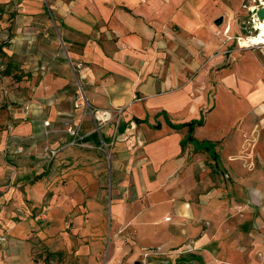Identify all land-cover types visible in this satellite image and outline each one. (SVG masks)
Returning <instances> with one entry per match:
<instances>
[{
    "label": "rangeland",
    "instance_id": "obj_1",
    "mask_svg": "<svg viewBox=\"0 0 264 264\" xmlns=\"http://www.w3.org/2000/svg\"><path fill=\"white\" fill-rule=\"evenodd\" d=\"M29 1L0 0V44L7 45L4 51L8 56L4 62H14L18 66L15 72L26 75L21 82L0 76V166L8 172L0 184L24 194L23 199L19 200L18 195L16 201H4L5 209L13 210L9 221L22 224L23 240L35 264H221L213 260L216 257H222L223 264H244L245 260L236 259L230 250L248 247L234 235L237 230L234 219L245 212L229 211L225 223V220L220 222V212L212 211L210 221L205 211L211 193L213 199L227 202V207H231V195L223 193L225 186L235 184L231 176L236 168L232 167L229 173L221 162L216 168L208 155L197 154L188 146L183 167L170 173L172 161L158 164L177 150L174 135L151 144L149 152L155 159L152 162L145 151L147 142L140 127L133 136L127 130L119 132L124 109L110 111L108 127L96 124L89 110L94 107L85 98V87L78 79L80 71L67 58V47L57 25L50 16L30 19L36 6L49 5V0ZM258 5L260 0H207L198 4L202 10L209 9L213 25L221 26L218 34L225 36L230 24L255 36L251 12ZM220 18L227 22L220 25ZM235 46L242 48L237 42ZM54 57L68 60L76 78L72 100L75 110L80 112L78 115L52 116L50 108L40 115L28 112L27 107L35 102L43 105L63 102L58 93L48 96L49 89L44 88L48 72L33 71L44 65L50 71L46 61ZM28 122L36 128L33 141L39 145L38 153L27 150L29 146L18 142L13 134L17 125ZM71 128L85 138L83 143L73 139ZM107 130L110 135L104 142L102 136H106ZM91 134H98L100 143L86 140ZM255 135L254 132L243 134L239 161L244 174L259 172L254 180L264 186L261 173L264 163L255 162L252 157L259 148ZM22 157L31 162V168L27 166V169H34L26 176L20 173L17 162ZM50 159L53 164L50 174L37 180ZM189 168L195 176L192 190L183 186ZM224 172L230 177H225ZM36 180L38 183L32 186ZM181 190L187 193L179 195ZM259 197L263 205L256 211L260 218L258 230L264 236V190ZM187 201L195 216L191 221L178 222L175 218L178 213L172 206ZM139 230L144 233L145 241L139 239ZM256 254L264 264V243ZM199 256L202 263L194 259Z\"/></svg>",
    "mask_w": 264,
    "mask_h": 264
},
{
    "label": "crops",
    "instance_id": "obj_2",
    "mask_svg": "<svg viewBox=\"0 0 264 264\" xmlns=\"http://www.w3.org/2000/svg\"><path fill=\"white\" fill-rule=\"evenodd\" d=\"M206 1L49 0V5L38 6L39 9L36 6L34 12L30 11L33 13L30 19L50 16L57 25L60 38L67 47V58L74 66H83L78 79L85 87L84 96L94 107L93 117L100 127H108L110 111L121 108L124 111L119 132L127 130L133 136L135 130L141 128L147 142L145 151L152 162L155 159L149 152L151 144L175 136L177 150L163 157L158 164L172 161L170 173L183 167L188 146L197 154L208 155L216 168L220 162L229 173L236 168L235 175L231 176L236 180L235 184L225 186L223 193L231 195V207H227V202L213 199L211 193L205 202V211L210 215V221L212 211L214 214L220 212V222L225 220V223L229 211H244L234 219L237 230L233 233L248 247L229 250L236 259H244V264H261L256 251L264 243V236L258 230L260 218L256 211L263 205L259 196L264 186L254 180L259 177V172L249 176L241 171L239 159L243 134L254 132L260 151L257 147L256 156L252 157L255 162L264 163V45L237 48L234 38H245L252 32L245 34L244 28L241 30L231 24L226 36L218 34L220 25L227 21L220 18V27L213 25L209 9L202 10L198 6ZM251 13L254 23L251 26L257 35L260 22L253 11ZM48 43L54 51L51 39ZM67 61L54 57L46 61L50 71L44 63L33 69L48 72L44 88L48 87V96L58 93L63 102L51 101L46 105L35 102L27 107L29 113L40 115L47 108L52 116L60 113L72 117L80 113L75 110L72 100L76 78ZM190 124H195L192 140L183 149L182 142L189 134ZM34 130L32 123H22L15 127L13 134L18 142L29 146L27 150L38 153L39 145L33 141ZM95 135L91 134L86 140L100 143L99 136ZM109 135L107 130L106 136H102L104 142L108 141ZM201 144H205V148L197 151ZM19 159L23 176L34 171L27 169V166L31 168L30 160ZM52 166L50 159L37 180L48 177ZM7 173L1 165L0 180ZM226 173L225 177H230ZM185 175L187 181L183 186L194 189L193 171L189 168ZM37 180L32 186L38 183ZM26 192L29 196V190ZM18 193L15 188L5 189L0 184V234L7 236V243L0 245V264H35L23 240L22 224L9 221L13 210L5 209L4 201H16L18 195L19 200L24 198L23 192ZM186 193V190L178 192L179 195ZM172 210L178 213L175 216L178 222L191 221L195 216L188 201L173 205ZM185 215L188 218H184ZM143 234L139 230L141 241H145ZM207 240L203 238V242ZM207 251L211 253L210 249ZM222 259L216 257L213 260L223 264Z\"/></svg>",
    "mask_w": 264,
    "mask_h": 264
},
{
    "label": "trees",
    "instance_id": "obj_3",
    "mask_svg": "<svg viewBox=\"0 0 264 264\" xmlns=\"http://www.w3.org/2000/svg\"><path fill=\"white\" fill-rule=\"evenodd\" d=\"M6 47H7L6 44H0V57L3 59L0 62V67H3V70L0 71V76L1 77H10V78L14 79L16 82H21L26 77V75H24L22 73L15 72L18 69V66L14 62H4V59L8 58L7 54L4 51V49ZM194 126H195V124H190L188 126L189 127V134H188L187 138L185 140H183V142H182L183 149H186L187 145L189 143H191L192 132L194 130ZM96 135L98 136V134H96ZM103 141H105L104 137H103ZM206 147H208V146H206ZM204 148H205V144H201V147L199 146L197 151H200V150L203 151ZM195 258L202 263V260L200 258L194 257V259Z\"/></svg>",
    "mask_w": 264,
    "mask_h": 264
},
{
    "label": "built area",
    "instance_id": "obj_4",
    "mask_svg": "<svg viewBox=\"0 0 264 264\" xmlns=\"http://www.w3.org/2000/svg\"><path fill=\"white\" fill-rule=\"evenodd\" d=\"M141 1H142L143 3H146V0H141ZM263 6H264V2H262V1L260 0V5L254 7V10H253L254 17H255V19H256L258 22H261V21L258 20L256 12H257V10H259L260 8H262ZM228 31H229V30H227V32H228ZM251 37H252V36H247V37H245V38L236 37V38H234V39H235V41L237 42V44H238L239 46H241L242 48H246V49H248V48H256V47H262V46L264 45V44H261V45L254 44V42H252V40H251ZM242 43H244V45H243ZM82 68H83V66H82L81 64H79V65L76 66L75 69H76V70H81ZM82 99H83V97H82ZM85 102L87 103V105H89V103H88L86 100H85ZM76 106H77V107L80 106V105L78 104V102H77ZM89 110H90V114L93 116V115H94L93 110H92L91 108H89ZM70 133H71L73 139H74L77 143H83V141H84L85 138L81 137L80 134H79V132H78L77 130H72V128H71ZM6 243H7V236L4 235V234H0V245H4V244H6Z\"/></svg>",
    "mask_w": 264,
    "mask_h": 264
},
{
    "label": "bare ground",
    "instance_id": "obj_5",
    "mask_svg": "<svg viewBox=\"0 0 264 264\" xmlns=\"http://www.w3.org/2000/svg\"><path fill=\"white\" fill-rule=\"evenodd\" d=\"M257 28L259 30L258 34L255 36L251 37L252 42L254 44H264V21H261L260 23L257 24ZM244 45V43H242Z\"/></svg>",
    "mask_w": 264,
    "mask_h": 264
},
{
    "label": "water",
    "instance_id": "obj_6",
    "mask_svg": "<svg viewBox=\"0 0 264 264\" xmlns=\"http://www.w3.org/2000/svg\"><path fill=\"white\" fill-rule=\"evenodd\" d=\"M256 14L259 21H264V6L257 10Z\"/></svg>",
    "mask_w": 264,
    "mask_h": 264
}]
</instances>
